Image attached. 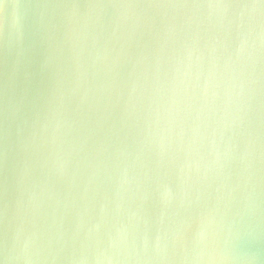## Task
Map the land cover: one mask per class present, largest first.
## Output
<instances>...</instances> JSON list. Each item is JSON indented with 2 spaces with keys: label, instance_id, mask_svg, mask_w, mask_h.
Wrapping results in <instances>:
<instances>
[{
  "label": "water",
  "instance_id": "water-1",
  "mask_svg": "<svg viewBox=\"0 0 264 264\" xmlns=\"http://www.w3.org/2000/svg\"><path fill=\"white\" fill-rule=\"evenodd\" d=\"M163 22L162 15H156L153 33ZM22 23L27 43L35 31L31 12ZM130 25L131 21L108 45L111 72L102 81L114 79L115 87L105 94L100 109H93L96 115L87 127L84 115L92 104L91 94L87 99L83 89L72 94L79 48L65 45L62 52L55 53L52 67L43 71L40 62L46 48L38 43V37L35 47L24 56L15 52L9 56L7 67L0 51V136L6 102L18 108L11 125L13 140L17 125L24 128L26 136L36 125L35 167L22 195L25 203L30 195L36 196L45 214L41 223L46 221L56 237L62 238V258L56 264H96L97 253L120 228L127 231L129 241L135 236L136 252L130 250L131 255L143 257L147 241V258L128 264H203L197 257L207 256L213 248L228 254L223 264H264V65L258 70V83L252 86L250 111L247 87L244 96L237 98L227 74L217 73L212 78L205 97L204 81L213 60L223 66L227 54L219 47L212 52L201 44L203 59L198 63L200 53L193 56L190 76L178 86L173 106L168 90L176 58L181 55L178 42L175 38L167 43L141 38L131 33ZM117 54L119 60L113 63ZM133 80L138 83L134 96ZM161 96L173 111L157 123L149 109L151 101H159ZM238 108L244 109L241 115L247 113L239 124ZM100 115L107 117L104 131L108 143L103 155L107 169L102 168L96 180L83 161L87 149L80 151L78 142L96 127ZM65 120L67 124L57 134L58 144H64L65 150L53 151V129ZM67 144L74 149L70 157L65 154ZM65 160L69 161L67 170L60 176L58 168ZM117 163L121 170L130 167L132 180L119 193ZM165 183L174 194L169 207L161 202V185ZM19 196L20 191L12 192L14 199ZM102 204L106 209L103 215ZM201 232L204 242L199 240ZM158 236L159 254L155 250ZM52 246L59 247L55 240Z\"/></svg>",
  "mask_w": 264,
  "mask_h": 264
},
{
  "label": "clouds",
  "instance_id": "clouds-1",
  "mask_svg": "<svg viewBox=\"0 0 264 264\" xmlns=\"http://www.w3.org/2000/svg\"><path fill=\"white\" fill-rule=\"evenodd\" d=\"M29 12L34 17L35 31L26 43L22 21ZM156 15H162L165 22L153 33ZM129 21L131 33L139 34L141 38L148 36L157 43L161 40L167 43L175 38L178 42L181 55L176 58L168 90L171 105L176 104L178 86L184 84V79L190 76L193 56L200 53L197 56L198 63L203 59L200 47L203 44L204 49L210 48L215 52L219 47L227 54L223 66L217 59L213 60L204 81L203 95L207 97L212 78L217 73L221 76L227 74L230 88L237 98L244 96L247 87L246 104L248 110H251L254 97L252 86L258 83L257 73L261 65H264V0H36L29 3L0 0V51L7 67L9 56L14 52L18 57L24 56L35 47L38 37V43L46 48L40 62V69L43 71L52 67L55 53L62 52L65 45H70L73 50L79 48L75 64L76 87L72 89V94L79 89L84 90L85 99L91 94L92 104L84 115V126L87 127L92 122V116L96 115L93 109L98 111L105 94L115 87L114 79L111 83L102 81V77L111 72L107 67L111 55L108 45L118 39L117 33L129 27ZM118 60L119 54L113 63ZM199 76L198 72L197 80ZM137 87V81L133 80L132 96L136 94ZM172 111L173 107L163 101L162 96L159 101H151L149 114L154 113L157 123L171 115ZM17 112L18 108L5 103L0 136V264H56L62 258V238L56 237L46 221L41 223L45 214L36 196L30 195L27 203L23 199L24 186L35 167L33 154L37 149V134L35 124L31 134L27 136L24 134V128L17 125L16 138L12 139L11 125ZM242 112L244 109L238 108V124L243 122L247 114L241 115ZM106 123V116H98L95 120L96 127L87 135H83L78 142L80 151L87 149L83 161L87 168H91L92 179L96 180L100 177L101 169H107L103 159L108 143V132L104 131ZM24 124L26 126L27 122ZM66 124V120L57 122L53 129L50 141L53 151L65 150L64 144H58L57 134ZM44 128L47 129V124ZM108 131L110 132L111 128ZM73 151V146L67 144L65 154L70 157ZM68 163L69 161L65 160L60 164V176L65 174ZM130 170L127 165L121 170L120 164H116L117 193L132 182L129 178ZM161 187V202L165 207H169L174 202L173 190L166 183ZM13 191H20L21 196L14 199ZM105 211L102 204L101 214ZM54 240L59 246L56 249L52 246ZM199 240L204 242L203 232L199 234ZM160 248L161 238L158 236L155 245L157 254ZM130 250L136 252L135 236L129 241L127 231L123 228L117 229L115 236L109 238L107 247L95 256L96 264H128L132 260L138 262L146 259L147 241L144 243L143 257L139 253L131 255ZM197 259L203 261V264H223L228 259V254L223 249L213 248L207 256L201 254Z\"/></svg>",
  "mask_w": 264,
  "mask_h": 264
},
{
  "label": "snow or ice",
  "instance_id": "snow-or-ice-1",
  "mask_svg": "<svg viewBox=\"0 0 264 264\" xmlns=\"http://www.w3.org/2000/svg\"><path fill=\"white\" fill-rule=\"evenodd\" d=\"M17 2H19V0H17Z\"/></svg>",
  "mask_w": 264,
  "mask_h": 264
}]
</instances>
